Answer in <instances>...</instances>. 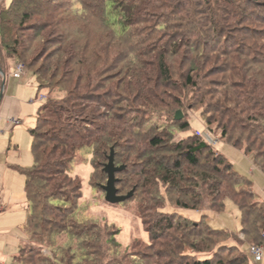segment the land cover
<instances>
[{"label": "trees", "instance_id": "trees-1", "mask_svg": "<svg viewBox=\"0 0 264 264\" xmlns=\"http://www.w3.org/2000/svg\"><path fill=\"white\" fill-rule=\"evenodd\" d=\"M78 10L81 14L88 12L94 18L98 15L109 30V40L115 41L116 48H125V57L118 61V54L113 52L112 61L103 62L102 55L90 44L76 46L70 39L76 33L65 31L64 19L67 15L70 19L69 12L79 16ZM229 21H234L235 26H231ZM168 32L172 34L167 38ZM235 35L240 36L237 44H233ZM39 39L52 48L50 59L33 74L37 92L48 90L51 93L55 87L61 95L57 100L49 98L40 103L36 110V123L28 130L32 165L17 167L24 176L27 215L23 224L25 240L18 248L15 261L21 264L22 255L27 250L33 262L36 259L39 264H62L65 253L73 255L76 251L96 246L97 224H80L74 219L82 188L79 177H72L70 171L76 155L87 150L97 159L102 174L106 176L103 166L107 163L110 149H113L114 165L124 167L115 176L118 195L125 196L133 189L135 193L137 188H147L149 200L154 202L157 196L153 187L161 184L167 193L176 194L173 201L179 209L220 212L224 200L229 198L240 212L241 237H238L223 230H213L202 220L193 222L175 213L155 211L156 215L150 216L151 222L153 219L149 229L150 241L153 243L163 238V246L156 255L169 259L170 263L224 264L222 253L236 252L226 264H250V257L239 246L246 244L249 248L263 243L260 229L264 224V203L256 201L251 183L239 177L221 154L202 140L198 132H193L168 145L161 138H145L150 149H162L170 156L160 162L140 159L133 165L136 167L133 171L134 185L123 194L125 183L122 185L123 180L117 176L126 175L127 165L120 162L122 157L116 148L121 144L122 133L126 141L127 136L132 138L136 135L128 132L134 118L128 121L126 114L110 116L109 113L103 116L104 122L98 123L95 118L98 104L94 99L100 89L101 77L112 75L109 70L118 68L123 62L135 66L129 70L122 64L116 73L131 77L134 86L127 85L126 91L130 89L143 107H159L156 89L161 85L178 92L190 88L197 98H193L192 104L204 105L207 125L215 123L221 130V139L235 147H243L245 154H252L264 174V0H10L8 5L1 0L0 74L3 78L10 64L22 63L31 51L30 47L25 48V44ZM248 39L253 40V44L248 43ZM181 49L186 53L180 55ZM149 55L154 56L151 65L149 61L143 64L142 59ZM231 55L244 58V62L239 60V66L229 68L227 64L219 67L213 64L205 70L210 61L219 62L221 57L229 58ZM176 57L181 58L177 63L174 61ZM175 63L185 72L173 73L172 65ZM32 65L28 64V68ZM139 65L151 67L149 73L153 72V77L148 78L150 85L140 76L143 74L139 72ZM234 70L237 78L226 86L221 98L214 104L209 101L203 103L209 95L206 87L210 84L205 85L208 78L204 73L223 74ZM175 77L182 82L180 88L173 80ZM162 105L168 108V118L174 126L181 132L189 129L186 120H174L180 108L170 112V104ZM212 113H218L222 118H211ZM238 113L244 116L241 118ZM235 129L243 135L233 141L231 136ZM117 130L122 133H117ZM162 133L171 134L169 131ZM95 185L102 191L101 184ZM203 187L206 188L205 197L193 192ZM188 197V202L182 201ZM145 207L140 206L138 213L144 209L147 211ZM149 207L152 213L157 204ZM141 218L144 220V216ZM61 238L66 239L59 246L56 242ZM230 239L234 245L228 242ZM196 240H202V249H198ZM53 246L58 248V252L50 254L52 248L49 247ZM45 249L49 250L46 254ZM190 250L208 255L203 259L187 257L184 252Z\"/></svg>", "mask_w": 264, "mask_h": 264}, {"label": "rangeland", "instance_id": "rangeland-1", "mask_svg": "<svg viewBox=\"0 0 264 264\" xmlns=\"http://www.w3.org/2000/svg\"><path fill=\"white\" fill-rule=\"evenodd\" d=\"M9 3L10 0H5V5H8ZM75 8L78 9V5H76ZM77 13H79L80 15L76 16V13L72 15V13L69 12L70 19L68 15L64 19L65 31H67L68 34H77H74L75 37H70V39H72V42L74 40L76 46L80 47L85 43L90 44V46H93L95 48L97 53L102 55L103 62H105L106 60H108V63L111 62L113 52L118 54V61L121 60V58L125 57V48L122 46L121 48H116L115 41L109 40V30L104 27L103 22L100 20V17L98 15L97 18H94L88 12L81 14L79 11ZM71 15L75 18H73ZM198 15L201 16L200 14ZM228 23L231 26H235L234 21H229ZM167 34L168 38L169 35L172 34V32H168ZM235 36L236 37L233 41V44H237V41L240 38L239 35ZM221 42L219 44H221ZM252 42L253 40L248 39V43L253 44ZM25 45V48L30 47L31 51H29V54L22 61V64L25 67L24 77L26 79L24 78V81L27 85L31 84L36 86V80L33 77V74L43 64L47 63L48 59H50L49 55L51 54L50 51L52 47H50V45H45L44 43H42L41 39L35 41L34 43H31L29 41ZM101 51H104L105 53L101 54ZM185 53L186 50L181 49L179 54L183 55ZM37 58L41 59L37 60ZM153 58V55L144 57L142 59L143 64L144 61H149V64L151 65L150 61H152ZM176 58L177 59H175L174 61L177 63L181 58ZM211 58L213 59L214 55H212ZM239 60L241 63L244 62V58H241L237 55H231L229 58L221 57L219 62L216 60L210 61L205 67V70H208V68H210L213 64L217 67H219V65L223 66L224 64H227V68L234 67V65H238ZM127 61H130V58H128ZM176 63L172 65V72L175 74H180V72L182 71L185 72V69L178 68L179 64L176 65ZM28 64L33 65L32 67L28 68ZM122 64L129 70H131L135 66L130 62H123ZM121 65H119V67ZM138 67L141 68L139 72L143 74L140 76L143 77L147 85H150L151 83L149 82L148 78L153 77V72L150 71L152 73H149L151 67L149 66L147 68L146 66L141 65H139ZM118 68H111V70H109V73L111 72L112 75H109L104 79L101 77V80L99 81L100 89L95 93L96 99L94 100L98 104V106H96L98 115H95L96 121L98 123L104 122L105 120L103 119V116L109 113L110 116H121L126 114L128 121L129 119L134 118L133 122L131 123L132 127L130 130H128V132H130L131 134H136L134 135V137L131 138L127 136L128 141H126V137H124V134L122 132H118L119 130H117V133H122L121 135H123V138L120 136L121 144L117 145L118 147L116 148V152L117 154H119V156L122 157L120 162L123 161L127 165L126 175L123 177L117 176L119 179L123 180L122 185H124L125 183V186H122L123 194L128 193V191H130L131 187L134 185L135 178L133 175V171L136 167H133V165H136L138 162H140V159L144 161L145 159H147L160 162L161 160H164L170 156V153L163 151L162 149H159L158 151L150 149L148 145L145 144V138H161L164 144L168 145L174 143L175 141L181 140V138L186 137L190 133L198 132L199 137L204 141H208L209 145L211 144V141L215 142V144L211 145L213 147V150L221 154L228 161V163L232 165L233 171L236 172L239 177L251 183V189L256 197V201L264 203V174L260 171L259 166L254 162L253 155L248 153L245 154L243 147H235L227 140L221 139V130L218 126H216L215 123H211L209 126L207 125L205 114H203L204 105L198 103L195 105L192 104L193 98L197 100L195 96L196 93L193 94L190 88L178 92L161 85L160 88L156 89V93L159 96V107H156L157 109H154V105L143 107L142 105H140L142 104L140 100H137L136 97H134L133 92H130V89L126 91L127 85L129 87L130 85H132V87L134 86L131 77L124 73H116L118 71ZM212 69L214 70L213 67ZM12 72L13 68L8 74L11 77ZM210 72L211 73H204L208 78L205 81V85L207 86L209 82L210 84L206 87L208 90L207 94L209 93V95L204 99L203 103H208L209 101L210 103L214 104L221 98L220 94H223V91L225 92L226 86L236 80L237 77L235 75V70L230 73L224 71L223 74H217V72L213 73L212 71ZM8 75L3 78V76L0 74L3 82L2 89L5 85V82L8 80ZM58 79L59 78L54 80L53 85H55ZM173 80L178 82L177 85L180 88V84H182L180 79L175 77V79ZM51 90V93H49L48 90V92L46 90H41L38 93V99L39 96H46V99L50 98V100H57L59 95H61L59 94L58 88L54 87ZM30 93L31 96L25 100L26 103L24 104V107H22V113L20 117L17 118V120L19 121V125H17L13 132L14 141L10 142L11 146L9 148V144H7L5 147H3V149H0V162L6 161V164L10 166V168H12L11 170L13 174L11 175V178H7L6 180L5 203L6 205L10 204L12 208L9 212L16 216L24 215V213H26V199L24 194V176L14 168L16 166L28 168L32 165V155L30 152L31 141L28 130L31 129L36 123V109L40 105V101L38 99L34 101L36 90H33V92L30 91ZM198 100L200 99L198 98ZM162 104H170L169 106H172L170 112H173L174 110L180 108L181 114H184V118H182L180 122L186 120L190 125L189 129L185 132H181L176 126H174L173 122L168 118V108H166L165 105ZM188 104H191L189 106H192V109H188ZM239 116H241L242 118V116L244 115L239 114ZM211 118L222 117L220 114L214 113L213 115H211ZM1 131H3V126L2 128L0 127V133ZM166 131H169L171 134L168 135V133H162ZM144 133L146 134L145 136H143ZM1 135L2 134H0V136ZM241 135L243 134H241L239 130L235 129L233 131L231 139L234 141L237 137H241ZM5 136L8 138V135ZM96 161L97 159L93 156V154L91 155L87 150H82L76 155L75 160L72 164V170L70 171V175L72 177H79V179L81 180L82 188V197L78 202V208L77 212L75 213L74 219L80 224L82 223L88 225L91 224V222L97 224V233H95L94 237L96 246L93 248H91L90 246L83 251H76V253L73 255L65 253V259H63L62 264L168 263L169 259L160 258L158 255H156L157 250H161V247L163 246L161 245L163 242V238L153 243L150 241L149 229L153 224V219L151 222L150 216H155V211L163 214L175 213L187 217L193 222H200L202 220L213 230H223L231 236H240V212L229 198H226L224 200V207L220 212L208 210L201 212L185 211L179 209L175 205L173 200L176 197V194L167 193V189L161 186V184H158L153 187L155 188L157 196L156 199H154V202L149 200L151 198L150 194L146 193L147 188H137L135 193L133 192L134 196L125 203H121L118 205L107 204L104 201V192H102L95 185L96 183L104 185L106 182V176L102 174L101 168ZM99 161L103 162L102 159H99ZM188 171L190 170L187 169V172ZM91 183L94 184L90 185ZM119 187L120 186H117V188ZM153 188L151 187L152 190ZM205 189L206 188L203 187L199 189V191L193 192H198L199 194H201V196L205 197ZM189 192H192V190H189ZM157 198L159 200H157ZM182 201L188 202L189 197L183 199ZM152 204H157V208L153 210L152 213H150L149 206H152ZM140 206H146L147 211H144V209L143 212L139 214L138 209ZM141 216H144V220L141 218ZM16 231H18V229L14 231L13 236L18 238L20 237V235L15 234ZM110 238H113V241H111ZM65 239L66 238H61L56 243L60 246L62 241H64ZM202 240L195 241L198 249H202V247L204 246V244L201 242ZM215 240H217V238ZM91 241H93V239ZM245 241L247 242L248 240L245 239ZM93 242L91 243L93 244ZM228 242L230 244L232 243L231 245L235 244L233 239H230ZM260 245L263 248L262 251L264 254V242ZM148 247H150V249H147ZM239 247L241 248V250L246 251L247 253L248 246L246 244H241ZM49 248H52V252L47 250L50 254L58 252V248H55L54 246ZM47 251L46 249L44 250L45 254L48 253ZM184 253L187 255V257L190 256L191 258L193 257L195 259H203L208 255L204 253H196L191 250L187 252L185 251ZM236 254V252H230L229 254H227L226 252L222 253V262L226 264V261L231 259ZM11 255L12 259H10V264H13V255H16V252H13ZM22 259L23 260L21 264H39V261H36V259L33 262V258L27 250H25V254L22 255ZM37 260L39 259L37 258ZM170 264L178 263L174 262ZM250 264H253L251 259Z\"/></svg>", "mask_w": 264, "mask_h": 264}, {"label": "crops", "instance_id": "crops-1", "mask_svg": "<svg viewBox=\"0 0 264 264\" xmlns=\"http://www.w3.org/2000/svg\"><path fill=\"white\" fill-rule=\"evenodd\" d=\"M14 65V63L10 64L5 76L9 74ZM9 76L10 75H8V80L5 82V85L2 89V98L0 99V127L2 128L3 126L4 131H1L0 133L2 134L0 136V149H3V147H5L7 144H9V148L11 146L10 142L14 141L13 132L17 126L12 125L10 121L12 119H17L18 117H20L22 113V107H24V104L26 103L25 100L31 96L30 91L33 92V90H36L34 101L38 99L37 87L31 84L27 85L24 81L25 77L17 80ZM1 84L2 78L0 77V90ZM5 135H8V138ZM11 169L12 168H10V166L6 164V161L0 162V206L4 208V210L0 213V264H10V259H12L11 254L13 252H16L17 255L19 246L25 240L23 224L27 215V203H25L26 213H24V215L18 216L11 214V212L9 211L12 207L10 206V204L6 205L5 203V184L7 178L9 179L11 178V175H13ZM14 169L17 170V166ZM16 229H18V231H16L15 234L20 235V237L18 238L13 236V233ZM16 255H13V264H18L15 261ZM251 261L253 264H264V256L262 258V261L259 263L253 262L252 259Z\"/></svg>", "mask_w": 264, "mask_h": 264}, {"label": "water", "instance_id": "water-1", "mask_svg": "<svg viewBox=\"0 0 264 264\" xmlns=\"http://www.w3.org/2000/svg\"><path fill=\"white\" fill-rule=\"evenodd\" d=\"M2 98V93L0 94V99ZM182 119L181 112H176L174 120L180 121ZM124 169L123 166L116 167L114 165V152L113 149H110V154L107 158V163L103 166V172L106 174L107 179L106 183L101 186L102 191L104 192V201L110 205H118L126 200L130 199L133 195L134 189L131 190L125 196L118 195V191L116 189V183L118 179H116V174L121 172Z\"/></svg>", "mask_w": 264, "mask_h": 264}, {"label": "built area", "instance_id": "built-area-1", "mask_svg": "<svg viewBox=\"0 0 264 264\" xmlns=\"http://www.w3.org/2000/svg\"><path fill=\"white\" fill-rule=\"evenodd\" d=\"M1 1V0H0ZM25 76V67L22 63H15L13 67V72H12V78L20 80ZM40 102H43L46 100L45 96H39L38 99ZM11 124L14 126L19 125V121L17 119H12ZM208 143V141H206ZM210 145L215 144V142L211 141ZM4 210L2 206H0V213ZM260 234L261 238L263 239L264 242V226L261 227L260 229ZM241 237V236H240ZM248 256L253 260L255 263H259L262 261L263 254H262V246L261 245H255V246H249L248 251H247Z\"/></svg>", "mask_w": 264, "mask_h": 264}]
</instances>
